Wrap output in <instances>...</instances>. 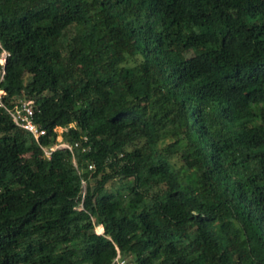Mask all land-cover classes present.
<instances>
[{"label":"trees","instance_id":"16d2710c","mask_svg":"<svg viewBox=\"0 0 264 264\" xmlns=\"http://www.w3.org/2000/svg\"><path fill=\"white\" fill-rule=\"evenodd\" d=\"M0 44L45 130L0 107V264H264V0H0Z\"/></svg>","mask_w":264,"mask_h":264},{"label":"built area","instance_id":"2783aa9c","mask_svg":"<svg viewBox=\"0 0 264 264\" xmlns=\"http://www.w3.org/2000/svg\"><path fill=\"white\" fill-rule=\"evenodd\" d=\"M1 46V44H0ZM8 52L6 50H2L0 54V64L4 65ZM4 92L0 90V107H2L6 113L11 118L14 125L18 128L23 129L25 132L30 133L33 138L38 141L40 136L45 134V130L40 128L39 124L35 122L34 116L36 107L34 105V101L32 99H25V98H17L11 102L10 105H6L1 100V94ZM55 130L58 132L66 130V127H56ZM62 132H58L56 136L55 142L49 146H42L40 145L44 155L47 158H50L51 153L56 149H68L73 152L74 147H78L80 143L75 141L74 143L63 141ZM93 165H88L89 169H92ZM82 184L84 187L85 182L82 180ZM110 264H132L128 262V258L123 257L119 250H116V255L112 259Z\"/></svg>","mask_w":264,"mask_h":264},{"label":"rangeland","instance_id":"374dc122","mask_svg":"<svg viewBox=\"0 0 264 264\" xmlns=\"http://www.w3.org/2000/svg\"><path fill=\"white\" fill-rule=\"evenodd\" d=\"M70 126H73V124H70ZM58 132L60 133V132H62V131L59 130ZM117 185H119V184L117 183V181L112 180V181L110 182L109 186H107V187H108V189L110 190L113 186L116 187ZM94 230H95V232L97 231L96 228H95Z\"/></svg>","mask_w":264,"mask_h":264},{"label":"bare ground","instance_id":"6f19581e","mask_svg":"<svg viewBox=\"0 0 264 264\" xmlns=\"http://www.w3.org/2000/svg\"><path fill=\"white\" fill-rule=\"evenodd\" d=\"M97 227H98V226H97ZM97 227H96L97 232H98V233H102V232H99V231H98Z\"/></svg>","mask_w":264,"mask_h":264},{"label":"crops","instance_id":"0c3cea01","mask_svg":"<svg viewBox=\"0 0 264 264\" xmlns=\"http://www.w3.org/2000/svg\"><path fill=\"white\" fill-rule=\"evenodd\" d=\"M98 226H101V225H98ZM97 227V226H96ZM101 228H102V226H101ZM103 229V228H102Z\"/></svg>","mask_w":264,"mask_h":264},{"label":"clouds","instance_id":"9594fccd","mask_svg":"<svg viewBox=\"0 0 264 264\" xmlns=\"http://www.w3.org/2000/svg\"><path fill=\"white\" fill-rule=\"evenodd\" d=\"M96 228V227H95ZM97 232V231H96ZM98 233V232H97Z\"/></svg>","mask_w":264,"mask_h":264}]
</instances>
